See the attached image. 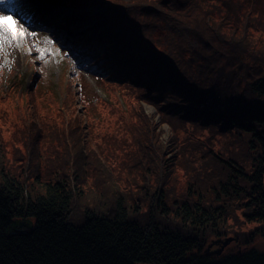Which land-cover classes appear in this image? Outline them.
<instances>
[{"label":"trees","instance_id":"obj_1","mask_svg":"<svg viewBox=\"0 0 264 264\" xmlns=\"http://www.w3.org/2000/svg\"><path fill=\"white\" fill-rule=\"evenodd\" d=\"M60 1L109 99L0 65V264H264V0Z\"/></svg>","mask_w":264,"mask_h":264},{"label":"rangeland","instance_id":"obj_2","mask_svg":"<svg viewBox=\"0 0 264 264\" xmlns=\"http://www.w3.org/2000/svg\"><path fill=\"white\" fill-rule=\"evenodd\" d=\"M99 9L100 6L98 5L77 8L69 6V4L60 0H0V14H11L29 32L37 34L35 37L28 36L23 45L6 47L0 53V65L4 68L3 78L5 81V84H2L1 87L4 88L8 84L14 83L16 94L23 96V93L30 88L32 89L38 80H41L40 83L43 86H51L52 89L54 87L61 88L67 82H74L76 91H79L84 86L86 91L88 90V95L95 93L105 101H108L109 94L104 91V88L95 77L102 75L101 70L96 64L91 66V64L87 65L86 63L87 59L93 61L95 57H98V54L86 53L82 47L72 42L77 32L88 27L89 12ZM76 14H80L81 17L77 18ZM67 19L71 20L68 24L65 23ZM101 34L103 35L104 32H101ZM56 35L65 40L63 44L61 43V46L51 47L50 42L47 40L43 42L44 39H49L51 36ZM28 47L32 49L30 53L26 51ZM37 47L48 49L44 59H40V53L36 50ZM36 73L39 75V79L34 76ZM124 90L131 92V89H128L127 86L126 88L124 86ZM118 91L119 88L113 92L119 99V103L125 106ZM56 96L60 99L63 93L57 89ZM77 102L78 108L81 109V101L78 99ZM141 104L145 113L153 115L155 122H158L159 117L155 107L142 99ZM1 126L5 128L7 124L1 121ZM12 128L9 127L8 131L5 132L7 137H13L11 134ZM160 128L163 130L160 138L163 142H166L170 133L169 125L163 122ZM170 155V153L167 154L168 157ZM28 180V189L33 190V185L36 187L40 186L34 175H31ZM231 223L235 224L234 222ZM249 228H251V225H245L243 229L249 230ZM225 238L232 239L217 253L220 248V240L222 241ZM247 248H254L259 252H264V238L256 237L249 244L242 245L233 233H229L220 239L212 241L207 249L219 255ZM139 264L149 263L140 262Z\"/></svg>","mask_w":264,"mask_h":264},{"label":"snow or ice","instance_id":"obj_3","mask_svg":"<svg viewBox=\"0 0 264 264\" xmlns=\"http://www.w3.org/2000/svg\"><path fill=\"white\" fill-rule=\"evenodd\" d=\"M35 32H29L20 21L14 18L11 14H0V53H2L6 47L23 45V42L28 36L35 37ZM40 53V59H44L48 49L37 47L36 49ZM29 53L32 51L31 47L26 48ZM55 51V50H53Z\"/></svg>","mask_w":264,"mask_h":264},{"label":"water","instance_id":"obj_4","mask_svg":"<svg viewBox=\"0 0 264 264\" xmlns=\"http://www.w3.org/2000/svg\"><path fill=\"white\" fill-rule=\"evenodd\" d=\"M231 239L232 238H225L224 240H220V242H219V246H220V248L218 249V251H217V253H219L221 250H222V248L227 244V243H229L230 241H231Z\"/></svg>","mask_w":264,"mask_h":264},{"label":"bare ground","instance_id":"obj_5","mask_svg":"<svg viewBox=\"0 0 264 264\" xmlns=\"http://www.w3.org/2000/svg\"><path fill=\"white\" fill-rule=\"evenodd\" d=\"M51 39H53V37Z\"/></svg>","mask_w":264,"mask_h":264}]
</instances>
